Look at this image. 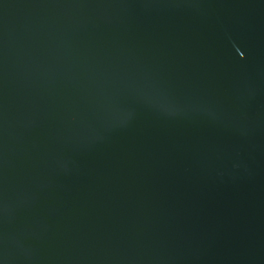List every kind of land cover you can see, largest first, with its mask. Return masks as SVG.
Listing matches in <instances>:
<instances>
[{
	"label": "water",
	"instance_id": "1",
	"mask_svg": "<svg viewBox=\"0 0 264 264\" xmlns=\"http://www.w3.org/2000/svg\"><path fill=\"white\" fill-rule=\"evenodd\" d=\"M0 264H264V0H0Z\"/></svg>",
	"mask_w": 264,
	"mask_h": 264
}]
</instances>
